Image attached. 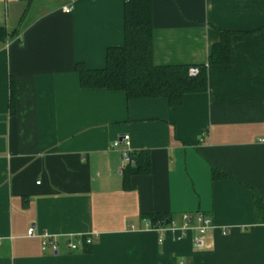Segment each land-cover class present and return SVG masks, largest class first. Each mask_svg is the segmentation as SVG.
Segmentation results:
<instances>
[{"label": "crops", "instance_id": "0c3cea01", "mask_svg": "<svg viewBox=\"0 0 264 264\" xmlns=\"http://www.w3.org/2000/svg\"><path fill=\"white\" fill-rule=\"evenodd\" d=\"M127 1L0 0V264H264V0H152L157 67L207 65L232 33L231 63L175 108L80 86L77 65L124 46ZM124 135L151 159L128 184ZM198 212L199 246L195 221L181 231ZM155 213L175 230L149 229ZM80 235L92 246L71 252Z\"/></svg>", "mask_w": 264, "mask_h": 264}, {"label": "trees", "instance_id": "16d2710c", "mask_svg": "<svg viewBox=\"0 0 264 264\" xmlns=\"http://www.w3.org/2000/svg\"><path fill=\"white\" fill-rule=\"evenodd\" d=\"M31 2V0H22ZM124 46L106 52V65L101 70H89L76 66L80 75V86L87 90L120 91L128 101L165 99L170 108L181 107L189 95L208 91L207 66L228 65L232 60V33L222 32L220 42L212 48L207 65L196 66L200 72L189 74V66H155L153 63L152 0H128L124 7ZM7 36L0 30V39ZM135 163L124 171V182L128 184L133 175H148L151 169L149 152L132 154ZM215 178L226 177L214 172ZM256 211H264V203L256 198ZM166 214H151L152 227H165ZM170 221V220H169Z\"/></svg>", "mask_w": 264, "mask_h": 264}, {"label": "built area", "instance_id": "2783aa9c", "mask_svg": "<svg viewBox=\"0 0 264 264\" xmlns=\"http://www.w3.org/2000/svg\"><path fill=\"white\" fill-rule=\"evenodd\" d=\"M72 11V7L69 5L64 8V13L69 14ZM200 70L196 66H189V74L191 76L198 75ZM113 149L118 150L120 149L121 153V166H120V173H122L127 167L132 166L135 161L132 159V149L130 145V138L127 135H124L120 137L117 141L113 143ZM183 227L181 231H188L191 228V223L195 221L196 227H194L195 231H197L198 235L195 237V244L200 245L202 243V239L204 236H206L209 232V229L212 228V220L210 218H206L201 213H196L194 216L189 215H183ZM153 229L154 231L158 232L161 236V238L164 236L166 230H175L174 226L169 224L167 226L163 227H152L150 225L149 229ZM27 236L29 238L36 237L35 230L29 229ZM43 236V242H42V250L46 251L48 248H51L54 250V252L57 253V247L58 242L57 239L53 238L50 235H42ZM162 243V239L159 241ZM93 243V237H86V236H77L75 239H70L66 243L67 249H69L71 252H77L78 250L82 249L83 247H90Z\"/></svg>", "mask_w": 264, "mask_h": 264}, {"label": "water", "instance_id": "95a60500", "mask_svg": "<svg viewBox=\"0 0 264 264\" xmlns=\"http://www.w3.org/2000/svg\"><path fill=\"white\" fill-rule=\"evenodd\" d=\"M166 224L168 225V222Z\"/></svg>", "mask_w": 264, "mask_h": 264}]
</instances>
